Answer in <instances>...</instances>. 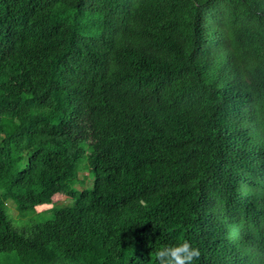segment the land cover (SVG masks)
I'll use <instances>...</instances> for the list:
<instances>
[{"label": "trees", "instance_id": "1", "mask_svg": "<svg viewBox=\"0 0 264 264\" xmlns=\"http://www.w3.org/2000/svg\"><path fill=\"white\" fill-rule=\"evenodd\" d=\"M184 241L264 264V0H0V264Z\"/></svg>", "mask_w": 264, "mask_h": 264}, {"label": "rangeland", "instance_id": "2", "mask_svg": "<svg viewBox=\"0 0 264 264\" xmlns=\"http://www.w3.org/2000/svg\"><path fill=\"white\" fill-rule=\"evenodd\" d=\"M78 179L80 182L75 183V187H85L89 186L91 184V177L90 179L88 178V171L85 168L83 171H81L78 175ZM11 201H7V204H9V209H7V214L12 218V221L15 223V225L19 228L25 227V224L27 223L26 220L27 218L20 219L18 218V213L16 209L11 205ZM71 202V196L70 193H55V194H49L45 193L42 196V203L41 205L37 208V212L48 209L52 206L55 205H65L69 204Z\"/></svg>", "mask_w": 264, "mask_h": 264}, {"label": "clouds", "instance_id": "3", "mask_svg": "<svg viewBox=\"0 0 264 264\" xmlns=\"http://www.w3.org/2000/svg\"><path fill=\"white\" fill-rule=\"evenodd\" d=\"M200 257V251L192 247L188 241L165 247L156 253L160 264H193Z\"/></svg>", "mask_w": 264, "mask_h": 264}]
</instances>
